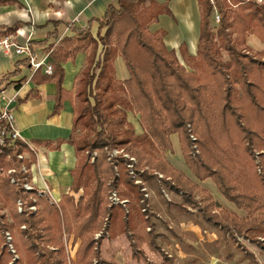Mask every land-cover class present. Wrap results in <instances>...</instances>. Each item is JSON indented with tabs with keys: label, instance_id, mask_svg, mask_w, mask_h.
Masks as SVG:
<instances>
[{
	"label": "trees",
	"instance_id": "16d2710c",
	"mask_svg": "<svg viewBox=\"0 0 264 264\" xmlns=\"http://www.w3.org/2000/svg\"><path fill=\"white\" fill-rule=\"evenodd\" d=\"M170 1L117 0L109 4L104 16L95 19L100 23L97 36L92 33L94 20L84 28L71 24L75 36L63 38L49 51L53 72L48 74L42 68L34 71L30 80L35 84L55 83L52 115H58L69 96L64 86V63L88 49L86 66L78 79L71 134L32 141L50 150H59L63 143L74 146L77 162L71 170L70 191L55 202L37 188L25 189L24 184L32 181L30 168L36 154L23 140L5 146L0 155V169H16L13 174L0 173V264H116L102 257L100 240L131 234L142 219L153 225L144 186H155L162 197L167 187L180 197L179 205L187 211L189 206H197L206 220L243 249L237 236L261 243L264 52L254 51L248 36L255 34L264 42V1L198 0L201 22L197 51L191 54L182 43V60L176 49L166 46L165 30L156 34L149 28L161 15L173 16ZM12 2L0 0V4ZM215 12L220 15L216 31L211 23ZM23 24L7 26L6 31L16 34ZM31 55L4 74L0 86L19 76L21 65H29ZM119 56L130 73L123 81L116 75ZM27 79L23 76L19 84ZM130 113L138 115L141 133L129 120ZM173 134L179 136L191 175L166 157L174 151ZM115 149L123 152L113 156ZM23 152L30 157L21 158ZM131 163L143 181L137 182L130 173ZM207 179L246 215L241 217L216 200L200 184ZM81 190L83 194L77 198ZM113 191L128 202L114 204L110 199ZM198 193L203 198H198ZM19 200L36 204L38 209L20 212ZM67 224L73 226V244L78 243L75 257L64 240ZM6 232L12 236L15 252ZM150 241L170 259L154 236ZM246 254L253 256L248 250Z\"/></svg>",
	"mask_w": 264,
	"mask_h": 264
},
{
	"label": "crops",
	"instance_id": "0c3cea01",
	"mask_svg": "<svg viewBox=\"0 0 264 264\" xmlns=\"http://www.w3.org/2000/svg\"><path fill=\"white\" fill-rule=\"evenodd\" d=\"M157 1L163 3L167 0ZM111 3L116 4L117 0H13L12 3L0 4V35L6 32L7 26L22 21L24 24L18 32L13 33L16 35L17 41L20 44H29L30 54H32L31 57L34 61L44 60L46 64H49V51L57 47L63 38L75 36L71 30V24L78 28H84L91 20H94L92 33L97 36L100 23L95 19L104 16L108 5ZM169 7L173 16L161 15L159 21L151 23L149 28L156 34L165 30L166 35L163 40L166 46L169 49H176L179 58L182 60L179 50L182 43L187 44L191 54H196L200 36L201 9L198 0H171ZM248 43L254 51L264 52V42L257 35H249ZM28 56L30 55L27 53L6 52L0 47V78L15 70L17 62L23 61ZM87 56L88 49H82L75 60L64 63V86L69 96L64 103L63 110L58 115H52L57 92L55 83L44 82L37 85L32 82L30 79L35 69L31 66V62L29 65H21L22 73L10 78L9 81L0 86V90L6 93L9 91V95L15 96L16 102L12 104V107L16 116V128L21 137L29 142L30 148L36 154V161L32 163L30 168L31 182L35 188L46 192L55 202H59L63 194L70 191L73 181L71 170L77 162L75 148L69 143H63L59 150H50L45 144L36 145L32 141L68 138L71 134L74 117L73 106L78 100L76 96L78 79L86 66ZM115 67L118 80L123 81L130 77L125 61L121 56L116 58ZM23 76L28 79L19 84V80ZM30 92L33 93L32 96H28ZM135 115L137 114H129V120L134 125L136 124L132 118ZM139 126L141 127L140 123ZM135 127L137 133L142 132V128ZM174 139H177L176 136H173ZM173 152L166 153L167 159L191 175L180 145L176 147L175 154ZM206 181L200 182L202 187L206 188L225 208L237 212L241 217L246 215V212L238 209L234 203L226 202L215 184L211 182L210 186ZM192 229L197 232L195 227ZM198 229L200 230L201 227L198 226ZM136 231L137 229H134L132 233L136 234ZM211 233H215L217 236L210 235L207 238L208 241H218L219 236L214 229L211 230ZM182 254L190 257L189 264H199V261H196L197 257L194 250L192 252L182 250ZM72 257H75V253ZM218 261V258L213 257L209 264H232L231 261L226 263ZM113 262L120 264L117 261Z\"/></svg>",
	"mask_w": 264,
	"mask_h": 264
},
{
	"label": "rangeland",
	"instance_id": "374dc122",
	"mask_svg": "<svg viewBox=\"0 0 264 264\" xmlns=\"http://www.w3.org/2000/svg\"><path fill=\"white\" fill-rule=\"evenodd\" d=\"M211 23L216 31L218 23L214 14L211 17ZM225 58L228 59L227 53H225ZM7 93L9 94V91ZM132 120L136 124L134 126L141 128L137 115ZM173 136H176L177 139L173 140ZM171 140L173 153L175 154L176 147L179 145L181 147L178 134H173ZM133 176H135V180L143 181V178L138 173L133 174ZM211 182L215 184L213 180L206 181L210 186ZM150 188L152 196L148 199L150 203L148 216L153 225L146 219H142L135 228L137 229L136 234L118 235L115 238L102 237L100 240V252L103 258L117 261L120 264H189L191 259L188 255H183L182 250L190 252L194 250L197 257L196 261H199V264H209L210 259L213 257L215 259L218 258L220 263L231 261L232 264H264L263 236L259 238L261 243L251 242L244 236H237L239 242L245 248L243 249L235 244L221 228L206 220L197 206H189L187 211L180 207V197L176 196L167 187L169 197L165 194L163 197L159 196L155 186H150ZM150 188L148 186V189ZM81 194H83V190L76 194V197L78 198ZM222 197L226 202L228 201L223 195ZM198 198H203L202 193H198ZM259 217L261 218L260 214ZM198 226L201 227L200 230ZM193 227H195L197 232L192 229ZM72 228V225H66L64 240L68 241V250L73 256L78 243L73 244L72 242ZM213 229L219 236V240L216 242L208 241L207 239L210 235L217 236L215 233H211ZM151 236H154L156 244L164 250L170 259L165 258L161 250L152 245ZM246 250L251 252L253 256L247 255Z\"/></svg>",
	"mask_w": 264,
	"mask_h": 264
},
{
	"label": "built area",
	"instance_id": "2783aa9c",
	"mask_svg": "<svg viewBox=\"0 0 264 264\" xmlns=\"http://www.w3.org/2000/svg\"><path fill=\"white\" fill-rule=\"evenodd\" d=\"M258 1L262 2L264 0H258ZM214 16H215L216 22L218 23L220 21L219 13L215 12ZM0 47H2L6 52H13L14 51L16 54L27 53V54L31 55L29 44L28 43L27 44H20L16 39V35L10 31H6L4 34L0 35ZM31 66L35 70L38 68H43V70L48 74H51L53 72L52 66L50 64H46L44 62V60L34 61L31 57ZM14 102H16L15 96H11V95L5 93V91L0 90V155L3 154V152L5 150V146H7L9 144L13 145L17 139L23 140L24 142L29 144V142L26 139L21 137L20 133L18 132V130L16 128V125H15L16 124V116H15L14 109L12 107V104ZM193 138H195V137L193 136ZM29 146H30V144H29ZM121 152H123V150L115 149L113 151V156H115ZM19 156L21 158H29L30 153L23 152ZM127 156H129V155L127 154ZM130 159L133 161H136V159L134 157H131ZM129 167L131 169V173L135 174L134 164H132V163L129 164ZM23 169L27 170V168L25 166L23 167ZM15 171H16L15 168H10L8 170L0 169V173L2 172V173L7 174V175L13 174ZM159 177L163 178V174H159ZM137 182H141V180H137ZM24 187L26 190H30L32 188H35L31 181L25 183ZM143 189L146 192V194H145L146 198H150L151 193L149 192L147 186H144ZM165 195L169 197V193L166 190H165ZM110 199L114 204H119V203L125 204L126 202H128V199H121V197L119 196L117 191H113L111 193ZM34 200L36 201V198ZM17 208L20 212L26 211V210L36 211L38 209V205L29 204L28 202H26L24 200H19L17 202ZM6 236H7V239L9 241L10 249L13 252H15V248L11 242L12 236H11L10 232H6ZM96 236L99 237L100 233H97Z\"/></svg>",
	"mask_w": 264,
	"mask_h": 264
}]
</instances>
